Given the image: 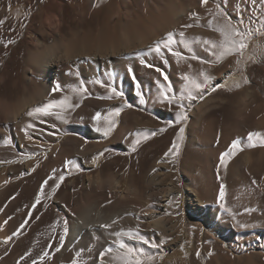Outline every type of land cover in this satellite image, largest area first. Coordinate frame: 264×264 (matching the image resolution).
Returning a JSON list of instances; mask_svg holds the SVG:
<instances>
[{"label": "rangeland", "instance_id": "rangeland-1", "mask_svg": "<svg viewBox=\"0 0 264 264\" xmlns=\"http://www.w3.org/2000/svg\"><path fill=\"white\" fill-rule=\"evenodd\" d=\"M236 3H240L244 10L245 26H247L249 17L256 15L251 9L250 0L247 3L245 0H236ZM236 3L229 2L228 8L229 15L234 21L238 19ZM26 7L25 2L13 0L9 6V16L0 11V20L4 21L0 24V68L7 64L11 71L8 73L9 79L14 76L17 66H21L22 63L20 61L17 64L18 55L6 53L5 49L10 45L9 41H14L22 35L26 26ZM213 11H215V3L199 7L195 12L197 17L189 18L182 24L193 25L191 28H183L185 37L189 40L200 38L218 41L219 34L211 30L207 23L208 20L213 19L211 14ZM217 22L223 21H214V24ZM252 27L256 28L258 24ZM175 47L185 55L188 54L181 45L177 44ZM146 49L123 56L112 63L111 70L94 72L90 77H86L87 71L84 72L79 68L64 71L63 76L56 82V85H61V91L52 92L49 100L62 99L65 95L71 94L72 88H78L81 84L88 89L84 98L73 100V103L79 102L80 107L70 112L68 122L63 123L55 117H47L48 123H38L35 120L32 122L35 127L27 129V133L32 137L30 139L33 140L32 143L18 146L11 138L0 141V161L19 157L0 166L1 178L11 180L6 186L8 188L5 187L6 195L0 201V209H2L0 225L8 237L25 219L28 220L22 235L14 237L9 247L1 249L0 264H17L25 252H30L31 255L26 260L20 261V264H31V260L39 257L45 250L49 252L50 258H46L42 264H71L72 260L77 258V252L81 253L80 264H93L99 251L114 240V237L109 235L110 232L121 228L135 229L137 226L135 221L144 217L148 209H158L164 204L162 201L170 192V196L174 197L173 206L177 209L175 205L178 198L179 205L181 203L180 208L185 196L183 182L186 177L189 178L200 198L212 205L214 218L220 226L232 229L234 235L228 243L224 234L220 235L204 225H196L193 219L194 212L186 211L184 208L185 217L176 214L172 218L175 226L180 225L181 222L187 224H183L180 233L177 234V238L183 236V240L173 250L161 251L159 248L152 250L153 256L157 257L155 260L158 261L157 264H192L194 238L199 232L204 238L211 240L210 242L217 246L219 251L230 257L233 255L238 261L242 258L246 263L252 256L259 261L264 260V238L257 232L264 226V221L249 220V217L251 218V215L258 211L264 215V147H245L243 151L229 157L227 168L219 169L220 179H217L220 155L228 150L233 140L238 139L242 144H246L249 132L264 133V34H254L248 41V48L241 58L239 70L233 65V59L236 57L230 56L211 68L208 65H200L198 61H187L181 67L176 64L174 58L168 57L170 63L165 65L154 54L145 55ZM193 49L201 58L210 59L201 47L193 45ZM141 58L164 70L170 78L169 82L180 88L184 87L181 77L182 72L189 71L188 63L192 64L193 71L203 67L214 77L213 84L216 91L206 89L201 93H194L203 98L192 101L190 109L192 116H189L186 122L177 124L175 123L177 110L155 102L156 82L162 81V77L154 68L143 67L139 62ZM129 66L134 69L140 84L141 96L137 95V88L127 74ZM245 77L249 81L247 84L243 82ZM95 80L111 83L124 93L123 98L97 99L96 97L107 95V90L95 84ZM124 101L132 107H123ZM184 103L188 104V101ZM114 108H122L116 130L122 125V116L126 113H138L145 120L150 119L153 122L137 130L129 128L127 133L130 139L128 138L127 142L98 147L99 153L104 154L97 160L98 168L90 169L84 165V162L91 161L88 157L94 150L93 144H105L111 141L116 133L115 130L107 139L95 138L94 136L99 132L93 128L92 117L97 112L102 116L106 115ZM130 122L126 120L125 124ZM51 124H55L56 127H50ZM180 127L185 129L184 138L180 142L179 156L173 162L171 156H165V153L176 139ZM162 128L163 132L160 131ZM49 132L53 134L49 135ZM134 139L140 141L135 152L131 150V141ZM47 143L50 144L46 145ZM52 144L55 150H41ZM77 149L86 151V155L77 153ZM68 160L75 162L82 170L69 172L65 168V162ZM28 163L31 167L26 168ZM53 169L56 171L53 172ZM99 170L101 178L105 181V188L83 191L81 187L86 185L87 178H93ZM60 172L65 173L66 178L55 195L49 199L46 194L51 193L49 185L53 184V180H49V184L45 185L43 193L40 191V186L49 176L55 179ZM130 174L133 175L137 188L128 193L126 187ZM119 175H124L125 180L118 192H113L110 189L111 179ZM145 179L146 183H144ZM253 179L257 181L256 185L252 184ZM221 183L226 186L224 203L230 209L229 213L219 210L216 203ZM141 190L143 192H140ZM38 194L41 196V203L35 210H31V205ZM86 208L90 211L93 221L100 216L103 223H111L114 219L118 223L107 231L98 227L97 233H84L68 247L67 235L64 245L60 246L58 236L63 232L64 221H68L70 229V226L78 221L80 212ZM245 209L249 212L246 213ZM253 209L255 211H251ZM30 210L31 217H29ZM232 213L237 214L235 220L232 218ZM6 220L8 223L4 224ZM239 222L247 223L248 227L245 229L237 227ZM188 227L192 229L191 235L187 234ZM210 235L216 238L211 239ZM129 243H132L133 247L141 248L138 242ZM56 247H60L59 252L55 251Z\"/></svg>", "mask_w": 264, "mask_h": 264}, {"label": "bare ground", "instance_id": "bare-ground-1", "mask_svg": "<svg viewBox=\"0 0 264 264\" xmlns=\"http://www.w3.org/2000/svg\"><path fill=\"white\" fill-rule=\"evenodd\" d=\"M12 1L0 0L2 14L10 15L9 6ZM18 2H25L27 5L25 8L26 26L22 35L15 38L5 51L14 56L18 55L19 59L16 63L21 61L22 64L19 65L20 67L17 66L14 76L10 79L8 73L11 71L7 64L0 68V141L11 138L18 146L33 142L22 130L27 123L35 121L34 119L29 121L26 113L31 108L48 102L53 87L63 76L64 71L79 68L84 72L87 71L85 75L90 77L91 73L111 70L112 63L121 57L146 49L169 32L183 31V22L189 19L191 13L201 7L200 0H18ZM215 2H219V0H209L208 4ZM229 2L236 3V0H229ZM185 30L187 31V29ZM236 59H233L234 66ZM189 112L190 110L187 112L188 117L192 116V112H190L191 114ZM126 120L131 122L125 124ZM152 122L150 119L145 120L138 113L124 114L122 125L116 130L112 140L105 144L94 143V150L90 152L88 158L92 159L93 156H96L100 146L127 142L130 139L127 133L129 128L137 130L142 126L152 124ZM28 136L30 135L28 134ZM94 137L104 138L101 133ZM48 144L50 143L46 145ZM39 148L42 147L39 146ZM46 149L55 150V147L52 144L41 150ZM76 152L85 154L86 151L77 149ZM16 159L0 161V166ZM30 165L28 163L25 167H31ZM84 165L90 169L98 168L97 165H92L91 161L84 162ZM100 173L99 170L96 176L87 178L86 185L81 189L83 191L104 189L105 181L101 178ZM124 180V175L112 178L110 189L113 192H118ZM146 182L145 179L144 183ZM10 183V179H2L0 175V201L6 195L8 188L6 186ZM183 183L185 196L180 208L176 209L172 203H169L174 198L170 196V192L164 197L162 201L164 204H161L158 209H148L144 217L135 221L136 227H139L144 238L152 243L165 240L166 242L159 247L161 251L175 249L183 240V236L177 238V234L180 233L183 224H187L181 222L180 225L175 226L172 218L177 213L181 214L182 218L185 217V208L186 211L194 212L193 219L196 225H204L220 235L224 234L223 236L228 239L229 243L234 231L228 227L220 226L214 218L212 205L200 198L189 178L186 177ZM141 187L143 190L142 184ZM136 188L133 175L130 174L126 187L127 192L130 193ZM142 190L140 192H143ZM173 194H175L174 191ZM141 195L140 197H142ZM80 213L78 221L70 226L67 247L84 233H97L99 224L103 223L100 216H97L93 221L87 208ZM166 213L170 214L166 215ZM251 216L249 220L263 219L264 221V215L260 211ZM190 227L192 228V225ZM191 228H187L188 235L192 234ZM257 232L264 238V226ZM201 234L200 232L198 235L195 234L192 264H264V260L259 261L253 256L248 258L246 263L242 258L239 259L240 262L242 261L240 263L233 255L230 257L219 251L218 247L210 242L211 240H207L208 238H204ZM210 237L211 239L216 238L213 235ZM6 238L0 228V251L10 245L11 241L8 244L3 243ZM141 248L148 254H152V250H154L147 245H141ZM197 252H199V256H197ZM210 252L211 255H209ZM157 262L155 261V264ZM93 264H100L99 256ZM105 264H108L107 258Z\"/></svg>", "mask_w": 264, "mask_h": 264}, {"label": "snow or ice", "instance_id": "snow-or-ice-1", "mask_svg": "<svg viewBox=\"0 0 264 264\" xmlns=\"http://www.w3.org/2000/svg\"><path fill=\"white\" fill-rule=\"evenodd\" d=\"M245 2H249V0H245ZM209 0H200L201 7L207 5ZM251 9L256 13L254 17L250 16L248 19V25L245 26L244 20V10L241 8L240 3H236L235 10L238 16V19H235L229 15L228 8L229 0H219V2H215V11H213L212 17L213 19L208 20V27L217 32L220 36L218 41L210 40V39H200L195 38L189 40L185 37V33L180 31L179 33L169 32L166 36L154 41L150 44L146 51L145 55H153L158 57L160 61H162L165 65L170 63L168 57L174 58L176 64L178 66H183L187 61H198L200 65H208L209 68L214 66L217 63H221L226 60L228 57H236L235 65L237 70L240 69V64L242 62L241 58L245 54V50L248 48V41L254 36V34H264V0H250ZM193 17H197L195 12L190 14V19ZM222 23H215L214 21H220ZM4 21L0 20V24H3ZM258 24V27L253 28L252 25ZM183 28H191L192 24L182 25ZM179 36V40L176 39V36ZM13 41H9L12 43ZM181 45L185 50L187 55L177 50L175 45ZM193 45H197L203 49L209 58H201L198 53L194 52ZM139 55V54H138ZM140 64L146 68H154L155 72L159 73V76L162 77L161 80H157V95L155 97V102L161 105L167 106L169 109H176L175 113V123L181 124L186 122L188 119L187 112L192 107V101L200 98L202 96H197L194 93H201L206 89H211V91H216V87L213 84L214 77L210 74V72L203 67L199 70L193 71L192 64L188 63L187 68L189 71L187 73L182 72L181 82L184 84L183 88H180L178 85L170 83L169 76L162 70L160 67H157L153 63L146 62L144 58L140 59ZM127 74L131 78L132 83L137 88V95L141 96L139 91L140 84L137 81V78L134 73L133 67L129 66L127 68ZM247 84L249 81L247 77L244 78L243 81ZM95 84H98L101 88H106L107 95L102 97H96L97 99H122L124 93L118 90L111 83H105L100 80H95ZM53 92H60L61 85L57 84L52 89ZM70 95H65L62 99L49 100L48 102L33 107L27 111L26 116L29 118V121L36 120L39 123H48L45 117H55L56 120L61 121L63 123L68 122V115L75 108L80 107L79 102L73 103L74 99L84 98L88 93V89L81 84L78 88H72L70 90ZM188 101V104H185V101ZM141 102L143 103V97H141ZM123 107L131 108L132 105L127 101H124ZM122 108H114L110 110L106 115H101V113L97 112L95 116L92 117L93 128L96 132L101 133L106 139L116 130L118 124V118L121 116ZM82 119V118H81ZM50 127H56L55 124L49 125ZM35 127V124L32 122L27 123L25 129V134L27 138L31 139L28 136L27 129H32ZM161 132L164 129H160ZM185 129L180 127L177 132L176 139L173 141L171 147L168 152L165 153V156H171L172 161L174 162L175 158L179 156L180 153V142L183 140ZM49 135L53 133L49 132ZM151 135H155V133H151ZM147 134H145V137ZM127 139V137H125ZM247 143L242 144L240 140L235 139L232 141L228 150L223 152L219 158V164L217 165V179H220L219 169L221 167L227 168L228 166V158L235 156L238 152L243 151L245 147L254 148V147H264V133L262 132H249L247 134ZM140 143L138 139H134L131 141V150L133 152L136 151V146ZM107 151V149H105ZM104 153H99L97 156H93L91 159V164L96 165L97 160L100 156H103ZM65 168L68 169L69 172L75 170L77 172L82 169L79 168L75 162L68 160L65 162ZM34 170V169H33ZM56 170L53 169V172ZM66 176L65 173L60 172L56 175L55 179L52 176H49L47 179L43 181L40 186V191L43 193L45 191V185L49 184V180H53V184L49 185L51 187V193L46 194L50 199L55 195L56 191L60 188L61 184L64 182ZM252 184L256 185L257 181L255 179L252 180ZM225 184L221 183L219 185V193L217 196L216 203L219 206V210L229 213L230 209L225 206ZM177 203L176 207L179 208L178 198H176ZM111 201L109 200V203ZM41 203V196L38 194L35 198V202L31 205V210H35L37 205ZM171 204L172 201H169ZM31 210L29 211V217H31ZM2 211V209H0ZM251 211H255L254 209ZM245 212H249L248 209H245ZM170 214V213H166ZM178 214V213H177ZM235 213H232L233 220L236 219ZM11 219V217H9ZM8 221H4V224H7ZM28 220L25 219L23 223L19 225V227L8 236L3 243L8 244L14 237H18L22 235V230L25 228ZM118 223L117 220H112L111 223H101L99 224V228L105 231L112 229L114 225ZM65 227L63 232L59 234V245L63 246L65 237L68 235V221H64ZM237 227L241 229H245L248 227V224L245 222L237 223ZM2 228V225H0ZM110 236L114 237L112 243L99 251V261L100 264H105V260L107 258L108 264H155L156 256L146 253L143 248L133 247L132 243L129 242H138L141 245H147L149 248L156 249L161 246V244L165 243V240L160 241L159 243H152L144 238L141 234L139 227L135 229L125 230L121 228L117 231H112L109 233ZM127 241V242H126ZM114 245V247H113ZM51 247V244L49 245ZM56 252L60 251V247L55 248ZM31 255L30 252H25L23 256L20 257V260L17 261V264H20V261L26 260ZM199 252H197V256H199ZM211 255V252L209 253ZM77 258H74L71 264H80L79 257L81 253H76ZM46 258H50L49 252L47 250L43 251L42 254L36 259L31 260V264H42Z\"/></svg>", "mask_w": 264, "mask_h": 264}]
</instances>
